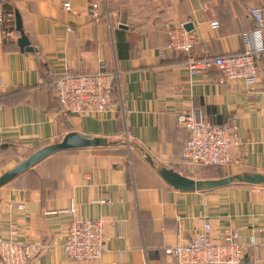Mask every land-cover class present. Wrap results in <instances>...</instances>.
Instances as JSON below:
<instances>
[{
    "label": "crops",
    "instance_id": "obj_1",
    "mask_svg": "<svg viewBox=\"0 0 264 264\" xmlns=\"http://www.w3.org/2000/svg\"><path fill=\"white\" fill-rule=\"evenodd\" d=\"M71 3V10L65 3ZM6 24L18 38L0 44V176L41 147L70 132L107 138L106 146L58 151L0 187V234L42 245L36 264H76L64 241L75 219H103L107 248L92 264H172L165 253L203 230L222 241L230 228L257 244L245 264H264V185L236 183L204 190L177 189L159 173L204 179L183 159L190 132L178 117L192 108L207 120H236L242 144L232 174H264V56L258 80L218 82V68L190 75L189 54L166 47L169 29L190 21L195 58L244 51L255 27L250 9L264 0H4ZM91 4H97V8ZM16 12L34 51L21 50ZM217 20L215 28L211 23ZM104 62L120 71L110 106L98 114L64 112L55 79L95 72ZM135 147L110 150L122 137ZM112 139V140H111ZM147 157L151 158L150 161ZM101 200H106L102 203ZM74 207L75 213L65 209Z\"/></svg>",
    "mask_w": 264,
    "mask_h": 264
},
{
    "label": "built area",
    "instance_id": "obj_2",
    "mask_svg": "<svg viewBox=\"0 0 264 264\" xmlns=\"http://www.w3.org/2000/svg\"><path fill=\"white\" fill-rule=\"evenodd\" d=\"M3 3L4 0H0V44L18 38L16 30L6 24L11 13L5 10ZM64 5L68 11L71 10L70 2ZM93 7L96 9L98 6L94 4ZM250 12L255 27L243 34V52L200 59L193 57L191 52L197 36L194 30L186 28V23L191 20L178 22L169 29L166 47L189 54L183 67L188 69L190 75L218 68L222 72L218 82L242 81L247 87H252L258 80L257 58L264 56V6H253ZM211 25L215 28L219 23L215 20ZM53 83L56 99L64 112L98 114L110 106L114 88L120 83V71H108L101 62L95 72L66 73L58 76ZM178 120L190 132L183 159L195 170L206 165L228 166L240 161L238 156H234V147L242 144L235 119L227 124L213 123L206 119L201 109L192 108L181 113ZM101 202L105 203L106 200ZM65 211L75 213L73 206ZM105 225V220L101 218H75L68 226L63 244L67 257L76 264L99 261L107 248ZM212 232L213 225L206 219L202 231L188 240L178 239L177 243L165 248V253L172 264H245L247 250L257 244L255 240L247 243L240 239L239 228H230L222 241L214 239ZM10 234V238L0 234V264H36L42 245L34 241H19L16 224L12 225Z\"/></svg>",
    "mask_w": 264,
    "mask_h": 264
},
{
    "label": "water",
    "instance_id": "obj_3",
    "mask_svg": "<svg viewBox=\"0 0 264 264\" xmlns=\"http://www.w3.org/2000/svg\"><path fill=\"white\" fill-rule=\"evenodd\" d=\"M91 11H93V4L90 6ZM17 19V31L19 32L20 38L18 44L21 50L34 51L31 46V41L28 35L25 34L23 29V19L19 12H16ZM186 28L191 30L193 28L192 23H186ZM109 140L105 137H86L77 131L70 132L64 136V138L57 143L49 144L41 147V149L33 152L29 156L25 157L22 161L16 164L13 168L9 169L8 172L0 176V187L9 183L10 180L16 176L24 173L26 170L32 168L37 163H39L45 157L57 153L62 150H69L73 148H89V147H99L106 146ZM147 160L151 161L150 157ZM159 173L164 177L170 184H172L177 189L184 191L188 190H204L220 188L221 186H227L236 183L244 184H259L264 185V174L260 172H242L231 174L227 176H222L220 178H204L196 179L190 176H181L178 172L173 169L168 170L166 168H160Z\"/></svg>",
    "mask_w": 264,
    "mask_h": 264
},
{
    "label": "rangeland",
    "instance_id": "obj_4",
    "mask_svg": "<svg viewBox=\"0 0 264 264\" xmlns=\"http://www.w3.org/2000/svg\"><path fill=\"white\" fill-rule=\"evenodd\" d=\"M132 147H135L133 142L128 137L124 136L115 145H110L108 149H110L111 151L115 150L117 152H122L127 150V148H132ZM227 167L228 166L226 165H219V166L206 165L200 168L201 170L200 174L205 178H219L220 176L231 175L232 173L228 171Z\"/></svg>",
    "mask_w": 264,
    "mask_h": 264
},
{
    "label": "trees",
    "instance_id": "obj_5",
    "mask_svg": "<svg viewBox=\"0 0 264 264\" xmlns=\"http://www.w3.org/2000/svg\"><path fill=\"white\" fill-rule=\"evenodd\" d=\"M254 21H255V20H254ZM40 149H41V148H40ZM38 150H39V149H38ZM213 166H214V165H213ZM226 176H227V175H226ZM220 177H222V176H220ZM220 177H219V178H220Z\"/></svg>",
    "mask_w": 264,
    "mask_h": 264
}]
</instances>
